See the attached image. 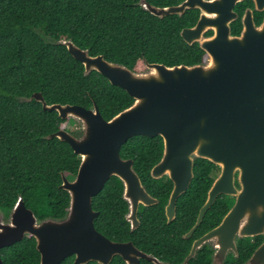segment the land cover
<instances>
[{
	"label": "water",
	"instance_id": "95a60500",
	"mask_svg": "<svg viewBox=\"0 0 264 264\" xmlns=\"http://www.w3.org/2000/svg\"><path fill=\"white\" fill-rule=\"evenodd\" d=\"M241 0H184L177 5L159 7L141 0L154 15L164 17L201 9L194 26L181 35L186 42H198L208 54L206 63L167 66L147 62V71L108 61L103 55L92 56L89 50L65 41L70 53L85 66L86 73L97 70L114 85L125 89L134 103L107 120L98 104L86 108L76 104L49 105L42 92L30 97L42 102L45 110H56L63 119L82 123L79 134L60 129L50 137L67 141L81 156L77 175L71 180L62 174L61 187L70 194V205L64 218L38 220L34 211L20 197L10 212L9 221L0 214V249L21 241L27 234L37 241L40 264H61L74 255L72 264L96 261L109 264L120 255L126 264H139L146 258L160 264L132 242L113 241L95 226L99 212L93 198L113 175L122 179L124 196L130 202L128 219L132 227L140 202L156 203L142 184L133 160L121 156V147L131 137L160 135L164 140L162 159L152 168L154 177L169 174L174 182L169 204L168 222L175 215L178 198L194 177L195 157L222 164L221 175L212 183L197 220L185 235L190 238L202 223L207 211L220 194H237L235 205L221 223L194 240L183 264L195 257L206 243L217 247L215 264H224L230 249L237 252L236 236L264 234V23L257 26L252 11L243 18L240 35L231 33V22L237 18L234 7ZM264 9V0H255ZM214 29V35L204 32ZM240 169L242 189L234 184V170ZM1 211V210H0ZM264 242L248 264H264ZM0 264L3 259L0 253Z\"/></svg>",
	"mask_w": 264,
	"mask_h": 264
},
{
	"label": "trees",
	"instance_id": "16d2710c",
	"mask_svg": "<svg viewBox=\"0 0 264 264\" xmlns=\"http://www.w3.org/2000/svg\"><path fill=\"white\" fill-rule=\"evenodd\" d=\"M140 1L0 0V210L6 216L22 197L38 220L64 218L70 194L61 187L62 174L73 178L81 163V156L67 141L50 137L60 129L68 130V123L75 120L61 118L56 110H45L42 102L30 100L33 93L42 92L49 105L92 108L96 102L107 120L135 101L125 89L112 84L97 70L86 73L84 64L70 53L65 41H73L92 56L101 54L106 60L136 72L147 69V62L167 66L207 62L208 54L200 44H189L181 35L184 28L197 23L198 8L187 9L182 15L159 17ZM146 1L165 7L184 0ZM249 1L239 4L240 15L247 5H253ZM263 16L264 12H255L257 24ZM242 28L241 18L232 23L233 34L238 35ZM163 149L160 135L134 136L121 147L122 157L134 159V168L143 183L152 188L155 182L161 192L154 190L161 200L141 212L140 226L130 230L124 184L117 176H112L93 199V207L99 211L95 226L111 240H133L163 261L183 264L193 238L218 225L229 209V202L220 195L194 236L187 240L180 237L195 224L214 182L216 166L206 158H195L194 177L178 201L177 218L167 223L164 206L172 183L151 176ZM174 233L177 237L171 235ZM252 250L247 240L239 256L227 257L224 264H244ZM0 253L3 264H40L41 260L36 238L30 234L1 248ZM211 254L212 249L203 246L187 264H212ZM74 258L69 256L61 264H72ZM109 264L125 261L116 255ZM140 264L157 263L142 260Z\"/></svg>",
	"mask_w": 264,
	"mask_h": 264
},
{
	"label": "flooded vegetation",
	"instance_id": "af4514ba",
	"mask_svg": "<svg viewBox=\"0 0 264 264\" xmlns=\"http://www.w3.org/2000/svg\"><path fill=\"white\" fill-rule=\"evenodd\" d=\"M243 1H245V0H241V1H239V2H237L236 3V5H235V7H234V11L236 12V14H237V18L235 19V20H233L232 22H231V33H232V23L234 22V21H236L238 18H241V22H242V26L244 27V24H243V18H244V16H245V14L247 13V11L249 10V11H252V14H253V19H254V21H255V24L257 25V26H261L263 23H264V16H263V18H262V20H261V22L259 23V24H257V22H256V18H255V12L256 11H260V12H264V9H258L257 8V6H256V2H254L255 0H250V1H253V5H247L246 7H245V9H244V12H243V14L242 15H240V7H239V4L241 3V2H243ZM249 1V2H250ZM199 9V8H198ZM200 10V16H201V9H199ZM200 16H199V18H200ZM211 31V32H210ZM242 31H243V28H242V30H241V32L238 34V35H240L241 33H242ZM210 32V33H209ZM233 34V33H232ZM214 35V29H209V30H207L206 32H204V37L205 38H209V37H212ZM233 35H237V34H233ZM120 153H121V151H120ZM163 153H164V149H163ZM122 158H124V159H131V160H133V167H134V159L133 158H131V157H122ZM196 158V157H195ZM162 159V158H161ZM209 160V159H208ZM195 163V162H194ZM214 164H215V166H216V168H215V178H214V181L221 175V173H222V164L221 163H219V162H213ZM155 166V165H154ZM153 166V167H154ZM152 167V168H153ZM135 169V168H134ZM136 171V170H135ZM137 172V171H136ZM240 174H241V170L240 169H235L234 170V177H233V179H234V184H235V187H237V189L238 190H241L242 189V185H241V182H240ZM139 175V174H138ZM113 176H115V175H113ZM151 176L154 178V179H156V180H160V179H164L165 181H168V180H170L171 181V183H172V187H171V189H170V192H169V196H168V200H167V203H165V206H164V208H165V215H166V221H167V223H172L176 218H177V206H178V201H179V199L182 197V195L188 190H186L183 194H181V196L178 198V201H177V204H176V209H175V215H174V218L172 219V221L171 222H168V219H169V217H168V215H167V205L169 204V201H170V198H171V194H172V191H173V188H174V182H173V180L170 178V176H169V174H165V175H163V176H161V177H154L153 175H152V169H151ZM75 177V176H74ZM73 177V178H74ZM118 177V176H117ZM140 177V176H139ZM73 178H70L71 180L73 179ZM111 178V177H110ZM119 178V177H118ZM141 178V177H140ZM121 181H122V179L121 178H119ZM141 181H142V179H141ZM108 182V181H107ZM106 182V183H107ZM123 182V181H122ZM123 184H124V182H123ZM142 184H143V186L145 187V189L147 190V192L151 195V196H153L154 198H156V199H158V201L156 202V203H153V204H150V205H145L144 203H142V202H140V204H139V208H138V213H137V218L139 219V225L136 227V228H133L132 227V221L131 220H129L128 219V216L131 214V209H130V202H129V200H127L126 198H125V196H124V192H125V185H124V189H123V197L127 200V202H128V207H129V210H128V212H127V214H126V218H127V220L130 222V225H131V231H134L135 229H137L139 226H140V224H141V212L145 209V208H148V207H152V206H154V205H156V204H158L159 202H160V200H161V197H159L158 195H156L155 193H154V190L155 191H158V193H161L160 192V190H159V187H158V185L154 182V184H155V187H152V188H149L148 186H146L144 183H143V181H142ZM191 184V183H190ZM106 185V184H105ZM157 186V187H156ZM190 186V185H189ZM105 187V186H104ZM189 188V187H188ZM103 190V189H102ZM101 190V191H102ZM155 194V195H154ZM98 195V194H97ZM96 195V196H97ZM220 195H222V196H224L227 200H228V202H229V209H228V211L235 205V203H236V201H237V194H235V193H229V194H220ZM219 195V196H220ZM218 196V197H219ZM95 197V196H94ZM217 197V198H218ZM94 199V198H93ZM217 200V199H216ZM216 202V201H215ZM94 208V207H93ZM95 210V209H94ZM96 211H98V210H96ZM227 211V212H228ZM99 212V211H98ZM226 215V214H225ZM98 217V216H97ZM96 220V219H95ZM221 223V222H220ZM219 223V224H220ZM218 224V225H219ZM218 225H216L215 227H217ZM215 227H213V228H215ZM212 228V229H213ZM211 230V229H210ZM209 230V231H210ZM100 232V231H99ZM188 232V231H187ZM187 232H185V233H183V234H181L180 235V237H182L183 239H185V240H187V239H190V238H192L193 236H194V234H195V232H194V234L190 237V238H186L185 237V235L187 234ZM208 232V231H207ZM206 232V233H207ZM102 233V232H101ZM103 234V233H102ZM178 234V233H177ZM205 234V233H204ZM204 234H202V235H204ZM171 235H173V236H176V233H174V234H171ZM202 235H200V236H198V237H194L193 238V240H192V245H193V242H194V240L195 239H197V238H199V237H201ZM106 236V235H105ZM177 237V236H176ZM250 241V243L252 244V246H253V250H252V252H250V254L248 255V257H247V259H246V261L244 262V264H248L247 263V261L251 258V256L253 255V253L256 251V249L264 242V234H257V235H253V236H246V237H240L239 235H237L236 236V245H237V252L235 251V250H233V249H230L229 250V252H228V254H227V257H229V256H239V251H240V249L242 248V246H243V243L245 242V241ZM113 241H117V242H132L138 249H140L141 251H143L144 253H146V254H148V255H150V256H152V257H155V258H158V260L160 261V264H170V261H163L161 258H159L157 255H155V254H153V253H151V252H147V251H144L143 249H141L137 244H135V242L133 241V240H123V241H120V240H113ZM175 243H177L176 241H173V244H175ZM192 245H191V247H192ZM203 246H207L209 249H212V254H211V258H212V264H215L214 263V261L216 260V261H218V258L217 259H214L215 258V252L217 251V247H215V246H213L211 243H206V244H204ZM202 246V247H203ZM255 246V247H254ZM201 247V248H202ZM249 248H251V246H248ZM200 249V248H199ZM198 249V250H199ZM191 250V249H190ZM188 255V254H187ZM187 255L185 256V258L187 257ZM118 256H120V255H118ZM227 257H226V259H227ZM185 258H184V260H185ZM75 259V258H74ZM123 259V258H122ZM226 259H225V261H226ZM124 260V259H123ZM142 260H147V261H150V262H154V261H151V260H148V259H146V258H140V263H141V261ZM261 261H263L262 259H260ZM125 261V260H124ZM224 261V262H225ZM184 262V261H183ZM182 262V263H183ZM139 263V264H140ZM155 263V262H154ZM262 263H264V261L262 262ZM125 264H126V261H125ZM217 264H219V263H217Z\"/></svg>",
	"mask_w": 264,
	"mask_h": 264
},
{
	"label": "rangeland",
	"instance_id": "374dc122",
	"mask_svg": "<svg viewBox=\"0 0 264 264\" xmlns=\"http://www.w3.org/2000/svg\"><path fill=\"white\" fill-rule=\"evenodd\" d=\"M148 69H145L144 71H147ZM141 72H143V71H141ZM74 119V118H73ZM75 120V123H71V121L68 123V130L70 131V132H73V133H75L74 131H77V133H75V134H79V133H81V131H82V123H81V121H79V120H77V119H74ZM0 214H2V220L4 221V222H7V221H9V218H10V214L8 215V216H6L5 215V213L3 212V211H0Z\"/></svg>",
	"mask_w": 264,
	"mask_h": 264
}]
</instances>
